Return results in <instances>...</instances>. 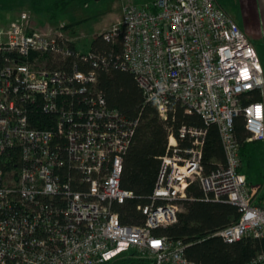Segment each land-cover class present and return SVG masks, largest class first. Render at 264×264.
<instances>
[{"label":"built area","instance_id":"built-area-1","mask_svg":"<svg viewBox=\"0 0 264 264\" xmlns=\"http://www.w3.org/2000/svg\"><path fill=\"white\" fill-rule=\"evenodd\" d=\"M26 24L23 14L0 26V264H108L124 251L152 264H196L181 239L153 233L176 221L192 181L205 199L239 207L237 221L215 235L264 239V205L239 171L234 133L242 115L246 140L264 139L263 68L216 0L125 4L121 20L100 33L121 38V53L108 58ZM110 64L132 73L162 119L177 100L215 124L225 153V163L204 172L205 127L180 126L187 144L170 133L153 190L137 206L138 225L122 224L112 207L133 196L120 187V173L137 122L96 88L97 67ZM36 110L53 114L54 129L33 125ZM247 264H264V248Z\"/></svg>","mask_w":264,"mask_h":264},{"label":"trees","instance_id":"trees-1","mask_svg":"<svg viewBox=\"0 0 264 264\" xmlns=\"http://www.w3.org/2000/svg\"><path fill=\"white\" fill-rule=\"evenodd\" d=\"M33 4H43V0H30ZM73 0H57L55 6L65 7ZM90 52L102 54L105 58L121 53V38L115 42L106 40L102 34L96 35L89 47ZM85 69V65H79ZM96 88L104 96L109 107L116 108L126 118L136 120L137 124L130 145L123 155L120 173V187L132 192V197L124 202L112 203L122 224L138 225L144 215L137 208L148 201L156 180L160 156L164 153L167 138L172 133L181 144H187V135L181 136L178 129L182 125L205 127L202 146V167L204 172L225 163V153L215 124H205L196 112L186 113L177 100H172L166 119H162L156 107L144 101L141 88L132 73L112 64L96 69ZM256 99L259 97L256 96ZM30 119L36 127H55V117L39 110L30 112ZM33 113V114H32ZM234 133L240 145L243 165L247 131L242 115L234 119ZM64 144L63 139H58ZM241 165V167H242ZM242 171V168L239 169ZM247 179V177H246ZM248 181V180H247ZM183 211L178 212L174 223L153 229L155 235H166L171 239H181L185 244L186 258L196 264H247L252 257L264 248V239L243 236L226 242L214 233L234 223L239 218V207L226 201H212L204 198L198 181L187 187V197L182 200ZM108 264H152V260L139 258L133 251H124Z\"/></svg>","mask_w":264,"mask_h":264},{"label":"rangeland","instance_id":"rangeland-1","mask_svg":"<svg viewBox=\"0 0 264 264\" xmlns=\"http://www.w3.org/2000/svg\"><path fill=\"white\" fill-rule=\"evenodd\" d=\"M55 1L43 0V4L41 1L33 4L30 0H0V26L6 28L12 20L25 14L27 30L77 38L75 47L87 51L96 35L111 29L121 20L125 4L144 5L152 0H73L63 8L56 7ZM251 43L258 55L264 58L262 39H253ZM244 153L242 172L255 198L261 197L264 139L250 141Z\"/></svg>","mask_w":264,"mask_h":264},{"label":"crops","instance_id":"crops-1","mask_svg":"<svg viewBox=\"0 0 264 264\" xmlns=\"http://www.w3.org/2000/svg\"><path fill=\"white\" fill-rule=\"evenodd\" d=\"M216 1L234 19V21L238 24L240 29L247 36V38L250 39V41L256 38L262 39L263 41L262 45L264 46V0H216ZM76 43L75 45L77 46ZM258 57L263 68V78H264V58L259 55ZM246 142H250V141L246 140ZM241 168L242 167H240V169ZM260 193L262 196L261 197L256 196L254 202L257 204L264 205V181L260 189ZM182 209H183V205H182Z\"/></svg>","mask_w":264,"mask_h":264}]
</instances>
